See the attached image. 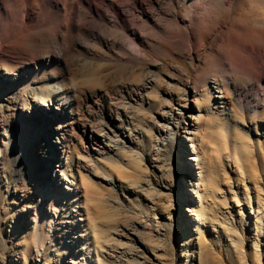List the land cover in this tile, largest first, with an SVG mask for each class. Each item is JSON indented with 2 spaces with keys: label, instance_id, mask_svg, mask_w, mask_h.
<instances>
[{
  "label": "rangeland",
  "instance_id": "rangeland-1",
  "mask_svg": "<svg viewBox=\"0 0 264 264\" xmlns=\"http://www.w3.org/2000/svg\"><path fill=\"white\" fill-rule=\"evenodd\" d=\"M141 1L147 3L148 0ZM257 1L244 0L235 12V18H239V14L247 12L249 7V13L254 11L247 14L248 19L242 22L236 19L238 23L233 24L234 30L246 39L251 37L250 32L261 35L264 31V25L256 22V19H264V0ZM87 2L100 9L105 4L104 0ZM251 2L256 3L253 5L257 6L256 10L251 9ZM117 4L125 7L132 19L139 18L135 5L122 0H117ZM177 6L182 14L184 7ZM29 12L32 14L27 12L25 17L33 19L34 9ZM231 18L227 16L215 32L211 23L206 22V27L203 26L201 35L205 39V49L196 70L191 69L187 60L181 62L183 55H179L180 60L167 57L160 69L163 77L156 82L151 94L141 93L140 80L149 73L150 64L162 58L161 55H148L147 63L139 72L116 74L108 80L98 77L89 81L68 75L55 77L68 84L63 100L77 106L71 118L59 114L55 122L71 127L73 159L65 169L75 177L78 193L65 195L64 192L45 191L38 179L41 168L34 159L27 163V179L22 178L15 185L2 181V264H264V60L262 68L256 72L253 90L247 97H240L237 112L232 109L203 118L201 140L193 143L196 149L200 144L198 151L203 160L197 168L191 167L193 174L188 168L191 162L186 164L185 159L191 149L187 141L177 137L174 151L168 145L162 148L156 142L159 137L156 124L164 123L159 113L164 106V102L160 103V92L166 86L165 74L170 73L172 67L184 66L188 71L185 88L192 95L195 89L190 81L200 77L206 54L217 49L218 36L230 24ZM33 42V38H28L25 45L37 55L38 49ZM11 56L24 63L29 60L27 55L19 53ZM209 62L206 60L205 69L209 66L207 71L211 78L214 62ZM227 72L225 74L238 85H245V74ZM39 77H33L30 84L34 85ZM203 80L200 78L199 82ZM146 96H150L149 101L154 104L151 107L145 104ZM165 99L166 104L173 105L171 99ZM253 101H258V107ZM207 108L211 109V106L207 104ZM186 112L198 115L192 107ZM108 115L113 119H108L107 128L116 135L113 138L118 139L117 146L108 158L97 155L95 160L84 163L86 149L91 150L93 146L83 137L82 126L90 129L99 121L105 123ZM34 116L38 118L36 114ZM180 148L185 149L181 151V157L178 156ZM52 178L53 173L47 182ZM161 183L168 185L167 189L161 188ZM200 204L204 219L197 222L191 213ZM60 208L64 209L62 219L58 221L61 225L53 220V213ZM15 217L23 220L13 230ZM77 234L81 237L75 239Z\"/></svg>",
  "mask_w": 264,
  "mask_h": 264
},
{
  "label": "bare ground",
  "instance_id": "bare-ground-1",
  "mask_svg": "<svg viewBox=\"0 0 264 264\" xmlns=\"http://www.w3.org/2000/svg\"><path fill=\"white\" fill-rule=\"evenodd\" d=\"M104 1V8L100 9L90 6L87 0H61L60 3H50L48 0H0V185L2 181L15 185L22 178L27 179V163L34 159L41 168L38 179L45 191L64 192L65 195L78 193L75 177L65 169L73 159L71 127L55 122L59 114L71 118L77 106L63 100L68 84L61 79L57 81L56 76H80L89 81L103 77L108 80L116 74L139 72L147 63L145 60L148 55H161L162 58H156L158 60L150 64L149 73L140 80L141 93L151 94L156 82L163 77L160 69L164 67L167 57L171 56L173 60V56L180 60L179 55H183L186 58L181 62L187 60L191 69L196 70V65L201 61L200 54L205 49V39L201 35L203 26L206 22L211 23L215 32L227 16H232L230 24L218 36L217 49L206 54V60L214 62L213 77L208 76L209 66L205 69L207 65L204 60L200 77L190 81L195 89L192 95L185 88L188 71L184 66L172 67V71L163 78L166 86L160 92V103L164 102V106L159 116L164 123L156 124L159 135L156 142L162 148L168 145L174 151L177 137L187 141L191 149L189 157L185 159L186 164L191 162L188 165L190 169L195 166L197 168L203 160L198 151L200 144L198 149L193 145L197 139L201 140L203 118L232 109L236 111V107H240V97H247L248 92L253 90L256 72L263 66L264 31L261 35L250 32L251 37L246 39L234 30L236 19L242 22L248 19L247 14L254 12L250 14V7L247 6V12L235 18V12L244 0H148L147 3L141 0H122L135 5L134 9L139 14V18L136 16L135 19L130 17L125 7L117 4V0ZM37 4L39 7H35ZM178 4L184 7L182 14L178 12ZM32 8L35 17L26 18L27 12L32 14L29 12ZM256 22L264 25L263 18L256 19ZM28 38L34 39L33 46L38 49L37 55L25 45ZM14 53L27 55L29 60L20 62L11 56ZM227 71L245 74V85H238L225 74ZM35 76H40V80L31 85V79ZM200 78L204 79L201 83ZM165 98L171 99L173 105L166 104ZM147 100H144L147 107L154 105ZM253 102L258 107V101ZM207 104L211 109L207 108ZM191 107L198 112L197 116L187 114V109ZM94 114L97 115L96 112ZM108 119H113L112 115L105 123L99 121L90 129L82 126L83 137L93 146L91 150L86 149L84 163L95 160L94 156L97 155L108 158L113 154L118 139L113 138L116 135L110 131L111 134L107 128ZM118 148L122 149L123 146ZM183 150L180 148L178 151L179 157ZM51 173L53 178L47 182ZM160 187L167 189L168 185L161 183ZM63 210L60 208L53 213L56 223L62 219ZM203 210L202 204L192 210L193 220H203ZM22 220L15 217L12 229L17 228L18 222ZM75 236L76 239L80 234Z\"/></svg>",
  "mask_w": 264,
  "mask_h": 264
}]
</instances>
